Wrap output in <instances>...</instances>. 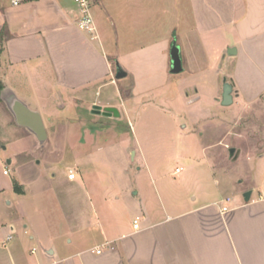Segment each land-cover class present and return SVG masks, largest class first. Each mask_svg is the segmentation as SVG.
<instances>
[{"label":"crops","instance_id":"0c3cea01","mask_svg":"<svg viewBox=\"0 0 264 264\" xmlns=\"http://www.w3.org/2000/svg\"><path fill=\"white\" fill-rule=\"evenodd\" d=\"M90 1L103 6L105 19L101 25L95 21V34L80 30L79 8H62L60 0L18 7L0 2V111L14 120L7 105L16 97L39 113L47 133L44 144L17 126L40 147L50 140L45 115L48 123L83 121L84 132L110 129L126 119L134 141L124 151L120 195L114 202L90 197V207L65 211L63 216L77 223L73 229L51 236L35 232L29 238L37 237L44 252L34 259L25 245L3 248L0 242V264H264V153L256 179L244 191L235 181H221L217 175L222 173L208 159L192 164L189 173L179 167L169 174V159L157 162L155 149L141 143L147 129L139 123L140 107L152 103L168 113L152 121L170 120L171 129L181 126L186 106L202 100L203 88L219 89L220 57L227 67L253 52L260 57L261 47L251 52V44L263 40L264 20L256 13L261 8L254 4L251 12L245 0ZM254 14L258 19L252 25ZM230 27L239 31L237 40H226ZM174 44L182 60L179 74L171 73ZM233 47L236 54L229 56ZM117 66L126 77L116 78ZM23 83L32 95H21ZM108 108L119 116L104 115ZM86 116L106 124L86 121ZM207 150L198 149L201 155ZM0 169L9 176L1 158ZM65 179L66 189H80L77 179ZM6 184L13 189V181ZM4 188L0 183V192ZM14 231L11 227L7 235ZM63 237L69 239V251L57 253L55 242Z\"/></svg>","mask_w":264,"mask_h":264},{"label":"rangeland","instance_id":"374dc122","mask_svg":"<svg viewBox=\"0 0 264 264\" xmlns=\"http://www.w3.org/2000/svg\"><path fill=\"white\" fill-rule=\"evenodd\" d=\"M0 2L10 4V0ZM245 3L251 12L254 4L259 5L261 9L256 13L259 16L261 14L264 20V0H245ZM60 4L62 8L78 7L73 0H60ZM91 12L96 23L103 24V6L91 5ZM257 19L255 14L251 16L250 24H257ZM237 36L239 31H233L230 27L226 40H237ZM258 42L261 43L251 44V52L258 51L260 46V57L255 55L257 52H253L254 56L243 57L241 63L233 61L230 67L222 63L220 57L216 64L221 71L219 89L215 85L203 88L202 100L186 106L181 126L171 129L167 127L171 125L170 120L169 123L152 121L151 117L156 114H168L156 110L152 103L140 107L139 123H143L147 129L141 143L155 149L157 162L169 159V174L179 167L186 168L185 173H189L192 164H202L208 159L222 173L217 175L221 181L230 184L235 181V186L243 191L256 179L259 156L264 153V36ZM219 44H224L222 37ZM224 77L234 86V102L227 107L221 104ZM21 86L25 88L21 91L22 96L32 95L26 83ZM1 109L0 158L9 176H3L0 169V183L5 186L0 192V242L5 240L10 228L14 227L13 240L8 248L14 243H21L25 245L29 257L34 259L44 252L37 237L35 240L29 238L36 235L35 232L51 236L73 229L77 223L63 216L67 210L90 207V197L114 202L115 197L120 195L117 181L124 174V151L134 141V134L126 119L110 129L84 132L83 121L48 123L45 115L50 140L44 147H40L38 142L35 146L33 140L24 138V130L10 119L5 109ZM86 119L106 124V121L93 117L86 116ZM183 125L188 127L184 128ZM175 129L179 132L177 135L173 131ZM124 132L127 134L123 135ZM202 147L208 149L205 155L199 154L198 149ZM232 148L235 149L233 156L230 154ZM173 156L178 158L173 159ZM74 164L77 166H71ZM71 171L76 174L79 190L66 189L67 183L64 181ZM171 178L177 179L176 176ZM7 179L16 182L23 192L7 188ZM226 192L222 194L226 195ZM24 225H28V228H24ZM68 242L69 239L65 237L56 240L57 253L69 251ZM34 249L35 254H31Z\"/></svg>","mask_w":264,"mask_h":264},{"label":"water","instance_id":"95a60500","mask_svg":"<svg viewBox=\"0 0 264 264\" xmlns=\"http://www.w3.org/2000/svg\"><path fill=\"white\" fill-rule=\"evenodd\" d=\"M229 56H233L236 54V49L233 47L227 51ZM171 61H172V74H179L183 72L182 60L180 57L179 48L174 44L171 50ZM127 76V73L119 66H117L116 78L122 79ZM3 91V90H2ZM1 91V92H2ZM234 86L233 84L227 81V78L223 79V94L221 99L222 106H230L233 104L234 96H233ZM0 101H2V96L0 93ZM8 110L13 115V118L16 124L20 127H25L28 129L39 141L40 144H44L47 140V133L41 116L39 113L31 111L29 107L21 102L18 98L14 97L13 100L10 101V104L7 105ZM94 112L101 114V108L95 107ZM104 115L116 117L119 116V112L117 109L108 108L103 111ZM230 154L233 156L235 154V149H230ZM11 163V161H8ZM251 197V192L245 193V201H249Z\"/></svg>","mask_w":264,"mask_h":264},{"label":"built area","instance_id":"2783aa9c","mask_svg":"<svg viewBox=\"0 0 264 264\" xmlns=\"http://www.w3.org/2000/svg\"><path fill=\"white\" fill-rule=\"evenodd\" d=\"M42 1H54V0H10V4L13 7H18L20 5L24 4H29V3H37V2H42ZM79 7L80 9V18L78 20V27L80 30L90 33V34H95L96 33V25H95V20L91 12V1L90 0H73ZM5 175L9 174L8 170L4 171ZM69 180H75L76 179V174L71 171L70 174L68 175ZM231 202V199H227L222 207V211L225 213L229 211L228 204ZM12 240V236H7L5 240L1 242V247L5 248L8 246V243ZM98 253H101L98 251Z\"/></svg>","mask_w":264,"mask_h":264},{"label":"trees","instance_id":"16d2710c","mask_svg":"<svg viewBox=\"0 0 264 264\" xmlns=\"http://www.w3.org/2000/svg\"><path fill=\"white\" fill-rule=\"evenodd\" d=\"M3 90V84L2 82L0 81V93L1 91ZM1 102V101H0ZM13 188H14V191L18 192V193H22L23 191L18 187L17 183L14 182L13 183Z\"/></svg>","mask_w":264,"mask_h":264}]
</instances>
